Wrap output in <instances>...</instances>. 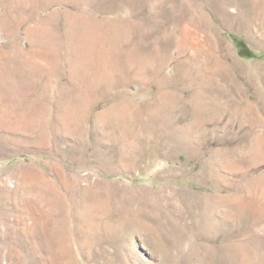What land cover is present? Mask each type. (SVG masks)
I'll return each mask as SVG.
<instances>
[{"label":"rangeland","instance_id":"rangeland-1","mask_svg":"<svg viewBox=\"0 0 264 264\" xmlns=\"http://www.w3.org/2000/svg\"><path fill=\"white\" fill-rule=\"evenodd\" d=\"M0 264H264V0H0Z\"/></svg>","mask_w":264,"mask_h":264}]
</instances>
